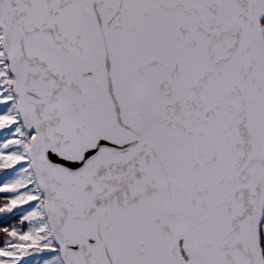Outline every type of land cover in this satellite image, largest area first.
I'll list each match as a JSON object with an SVG mask.
<instances>
[{
	"label": "snow or ice",
	"instance_id": "6c2138e0",
	"mask_svg": "<svg viewBox=\"0 0 264 264\" xmlns=\"http://www.w3.org/2000/svg\"><path fill=\"white\" fill-rule=\"evenodd\" d=\"M0 264H264V0H0Z\"/></svg>",
	"mask_w": 264,
	"mask_h": 264
}]
</instances>
